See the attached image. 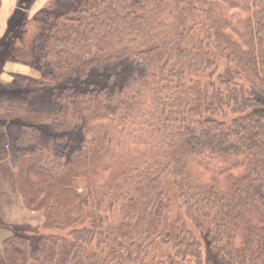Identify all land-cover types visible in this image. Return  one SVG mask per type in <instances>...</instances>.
Returning <instances> with one entry per match:
<instances>
[{
	"label": "trees",
	"instance_id": "1",
	"mask_svg": "<svg viewBox=\"0 0 264 264\" xmlns=\"http://www.w3.org/2000/svg\"><path fill=\"white\" fill-rule=\"evenodd\" d=\"M23 22L4 61L40 75L4 95L62 87L47 121L0 119L9 191L41 215L0 212V263L264 264V0H48Z\"/></svg>",
	"mask_w": 264,
	"mask_h": 264
},
{
	"label": "rangeland",
	"instance_id": "2",
	"mask_svg": "<svg viewBox=\"0 0 264 264\" xmlns=\"http://www.w3.org/2000/svg\"><path fill=\"white\" fill-rule=\"evenodd\" d=\"M2 7L0 9V82L1 86L4 85L3 82L8 83V81L12 80L14 76L21 77H32L34 79H38L40 75V70L38 69V64L35 60L34 67L35 70L31 69V67L22 64L20 62H16L14 60H8L5 62V55L8 54L9 47L7 42L9 40L8 36L11 33H18V28L22 27L24 19L27 17L33 16L38 12L48 0H1ZM67 0H62V2H66ZM9 32V33H8ZM7 48V49H6ZM93 81H101L103 78L99 76L97 73L93 72L90 76ZM4 80V81H2ZM88 82V81H87ZM77 87L80 85L79 82H75ZM0 86V119L13 120L15 123H5V127H12V131L15 133L19 125V121H35L38 123H43L48 120L50 117V113L56 109L55 105V96L60 91L61 86L58 88H48L42 86H30L28 87L25 100L21 98V100L8 99L6 95H4V89ZM4 87V86H3ZM23 97V96H22ZM20 99V98H19ZM8 124V125H7ZM5 130L4 126L0 124V161L6 159L7 162H0V179H10L11 171L9 170V166L14 163V155L13 152L8 148L7 144V136L9 135ZM9 161V162H8ZM9 163V164H8ZM75 185H81L86 190V182L85 180H77ZM2 184H0L1 190ZM83 191V192H84ZM34 215V221L37 222V219H40L41 215L35 213H31ZM42 219V218H41ZM28 221V220H27ZM31 223V222H29ZM1 264V263H0Z\"/></svg>",
	"mask_w": 264,
	"mask_h": 264
},
{
	"label": "crops",
	"instance_id": "3",
	"mask_svg": "<svg viewBox=\"0 0 264 264\" xmlns=\"http://www.w3.org/2000/svg\"><path fill=\"white\" fill-rule=\"evenodd\" d=\"M0 162H7L6 158ZM8 168L10 170V166ZM10 180L11 179H5L3 181L0 179V184H2L0 190V212L3 218H5L7 221H13L14 218H17L18 220H25L24 222H31L32 225L37 224V222L33 220L34 215H31V213L24 210L17 197L11 195L9 191ZM9 233V230L0 228V243L5 237L9 235Z\"/></svg>",
	"mask_w": 264,
	"mask_h": 264
}]
</instances>
